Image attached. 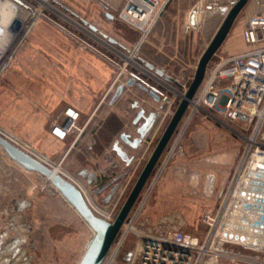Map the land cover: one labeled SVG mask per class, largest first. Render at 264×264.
<instances>
[{"label": "rangeland", "instance_id": "rangeland-1", "mask_svg": "<svg viewBox=\"0 0 264 264\" xmlns=\"http://www.w3.org/2000/svg\"><path fill=\"white\" fill-rule=\"evenodd\" d=\"M25 1L32 8V12H35L34 14L38 13L39 18L45 21L42 32L44 37H37L33 33L31 35L29 33L21 44L19 38H15L11 43L12 47L17 46L18 43L20 47H25L18 49L19 52L17 51L12 61L14 64H20L22 71L19 72H24L27 76L39 73L46 75L47 70L40 69L41 62L45 64L47 62L53 63L55 68H62L68 78V86H55L52 91L57 93L61 89L68 90L70 94H75L78 97L76 100L81 99L80 103L86 113L90 114L94 110L91 122L76 139L75 144L63 161L60 162L61 158L57 157V153L48 155L56 164L54 167H59L61 171L76 179L82 185L89 200L93 205L99 207L100 209L97 210L109 217L111 222L132 188L139 171L143 168V163L137 165L136 161L131 174L119 183L113 195L108 198L107 203H103L100 200L101 198L96 196L95 191L99 186L94 182L86 181L79 172L84 166L91 164L85 152V147L90 139L94 138L98 143L97 138L99 137L102 141V146L94 145L93 151L91 150L94 152L93 154H100L105 148L108 150L120 127H124L130 117V112L128 113L129 97L127 95L122 97L114 106H110V99L116 84L125 80L128 74L127 69L135 67L132 63H129L127 69L123 71L117 83L114 84L117 74L126 62L119 54L125 57L131 56L130 58L134 62H140L138 57L148 60L157 66L163 67L175 79L182 83L188 82L189 85L199 58L221 24L224 15L217 11L212 13L208 11L199 19L196 14L195 26L189 23L188 16V19L179 24L180 28L178 29L177 27H171L173 23H171L170 18H167L168 21L164 22L160 21L161 17L159 16L144 26L143 29L148 30L147 38L141 43L137 41H140L144 35L143 30L138 27L137 22L133 23L128 18L119 17L121 10L117 15L119 20L116 23L122 27V30L131 31L132 33V35L123 33V37H120V40L118 39L123 45H126L122 48L109 43L106 38L101 37L97 32L91 31L67 11L53 5L51 0H44V3L43 0ZM198 3L199 0H195L192 6L186 8L185 14L188 13L189 15ZM252 7V0H248L237 15L224 42L217 50L218 55H228L227 47L232 40L233 31L240 26L246 11ZM166 8L170 11V6H166ZM189 9L190 11H188ZM20 13L21 11L17 13V18L24 21V25H29L31 21L27 18L24 19ZM61 13L70 17L71 20H66ZM214 14H218L214 21L207 19V17ZM41 15L51 17L55 22L51 23L50 20ZM37 24H40L39 21L34 26L36 27ZM47 24L52 26L48 28L50 31L44 30L47 28ZM120 34L122 35V32ZM175 36L179 37L174 38ZM96 38H99L101 42ZM0 39L3 40L4 37ZM11 39L8 38V42ZM103 42L119 53H116L115 50H112ZM232 47H236V45H232ZM14 64L11 71L16 75L18 73L13 67ZM65 67L67 68L65 69ZM179 88L180 86L176 82L162 86V90L168 97L167 102L171 105L167 109V120L170 119L181 100L179 97L175 98V92L179 91ZM184 116L128 214L131 216L135 209L146 210L145 212L143 210L136 218L135 225L137 226H140V223L142 224L144 217L150 212V209H146V207L156 189V183L168 177V172L171 171L170 167L182 160L177 154L182 151H185V154L193 153L190 148L185 150L186 145L184 144L186 138H188L187 131H189V128L195 126V124H214L202 113L193 115L186 124ZM76 136V131L71 133L68 139L62 143L63 149L66 148L65 146H70ZM239 141L241 142V153L243 143L241 140ZM145 149L146 147L142 149L145 151L142 155L143 158L140 160L142 162L147 156ZM196 157L192 154L190 156L185 155V158L189 161H193ZM101 161L98 163L102 167H106L107 161L104 158ZM91 166L95 167V165H90L91 169H93ZM136 169L137 171L134 173ZM164 210H168L165 211L167 214L174 209ZM201 219L200 225H202ZM124 222L127 223L128 219ZM123 229L122 225L105 259L109 258ZM199 231L198 234H202L205 232V227L202 225ZM92 236V230L50 184L49 180L36 172L24 170L12 161L0 147V264H77ZM136 243L137 238L132 234H128L111 264H130L131 252L134 250ZM228 248L248 258L264 260V252H254L239 245L228 246ZM218 264H235V262L221 260Z\"/></svg>", "mask_w": 264, "mask_h": 264}, {"label": "built area", "instance_id": "built-area-1", "mask_svg": "<svg viewBox=\"0 0 264 264\" xmlns=\"http://www.w3.org/2000/svg\"><path fill=\"white\" fill-rule=\"evenodd\" d=\"M236 1L199 0L197 16L200 19L208 11L221 7L229 9ZM143 2L152 6V14L149 16L148 8L143 6ZM15 6V20L19 22V27L8 44L2 49L0 47V76L12 58L10 44L15 38H19L21 43L33 24L31 21L29 25H24V21L17 18L20 8ZM156 7L153 0H127L119 17L137 22L138 27L143 30L158 15V10L154 13ZM130 11L139 16L134 18ZM146 16L147 20L143 24L142 17ZM241 35L248 48L228 55H218L216 51L184 114L186 124L193 115L202 113L231 131L243 143V151L230 174L217 208L206 212L202 217L204 234L199 237L185 233L175 226L161 231L143 228V223L137 226L135 221L142 209H135L131 216H127L128 222L123 223L124 229L103 264L112 263L128 234L137 238L130 264H218L221 260L235 264H264V260L248 258L228 248L239 245L254 252H264V163L255 162L253 158L257 152L264 153V10H257L247 19ZM174 81L180 86L179 91L175 92V98H182L189 86L188 82L182 83L175 78ZM78 120L79 111L67 107L63 111V119L49 128L45 135L47 142L40 149L13 137L3 129H0V135L71 182L80 190L94 214L110 221L109 217L97 210L100 208L93 205L76 179L59 167L54 170L56 164L48 155L57 153V157L61 158L60 162L65 159L88 122L79 126ZM74 131L77 135L74 141L63 149L62 143ZM246 204L250 207H245Z\"/></svg>", "mask_w": 264, "mask_h": 264}, {"label": "crops", "instance_id": "crops-1", "mask_svg": "<svg viewBox=\"0 0 264 264\" xmlns=\"http://www.w3.org/2000/svg\"><path fill=\"white\" fill-rule=\"evenodd\" d=\"M6 1L14 6L17 5L24 19L27 18L29 21H33L31 29L26 33L24 38L28 36L29 33L30 35L33 33V35L37 37H44L42 32L45 21L39 18L40 15L38 13L34 14L35 12H32V8L28 6L25 0ZM126 1L127 0H51V3L67 11L85 26L87 25L83 23V20H86L89 24L98 29V32H93H97L101 35L99 33V31H101L108 37L115 39L117 44L114 45L126 47V45H123V43L119 41V38L123 37V33H127L128 35H132V33L131 31L127 32L124 31V29L122 30V27L116 23L119 20L117 15L124 8ZM153 1L157 4L154 13L157 10L159 11L156 18L160 16V21L164 22L168 21L167 18H170L171 23H173L171 27H177L178 29L180 28L179 24L183 20L188 19V13L185 14L186 8L192 6L195 0ZM252 5L253 7L246 11L240 26L236 27L233 31L232 40L228 43L227 47L228 54L239 53L248 48L241 35L242 29L251 15L259 9L264 10V0H252ZM166 6H170V11L166 10ZM188 11H190V9ZM61 15L66 20H71L67 15L62 13ZM41 16L46 17L51 23L55 22L51 17L45 15ZM217 17L218 14H214L207 17V19L214 21ZM37 21H39L40 24H37L35 27L34 25ZM34 27L35 29H33ZM51 27L52 26L47 24L46 29ZM46 29L44 30L50 31ZM53 32L55 31L53 30ZM121 32L122 35L120 34ZM145 32H148V30ZM1 33L0 37H4L5 27L2 28ZM146 36L147 33L143 37L142 42L147 38ZM178 37L179 36H175L174 38ZM20 44L13 47L10 44L9 50L13 52L12 58L0 76V110L2 111L0 114V129L40 149L44 148L47 142L45 135L48 133L49 128L63 119V111L67 107H72L79 111L78 124L82 126L88 121L86 127L93 118L94 110L90 114L86 113L85 109L82 107L83 105L80 103L81 99L76 100L78 97L75 94H70L68 90L65 91V89H61L62 91L58 90L57 93L56 91H52L55 86L67 87V83H69L62 68H55L53 63L50 64L47 62L45 64L41 62L40 69L47 70L46 75L39 73L33 76H27L26 73L19 72L22 71L20 64H14L12 59L18 49L23 47H20ZM174 44L176 43L174 42ZM232 45H236V47H232ZM13 64V67H15L14 69L17 71L16 73H18L16 75L11 71ZM66 68L67 67H65V69ZM213 123L214 124L203 123L204 125L195 124V126L189 128V131H187L188 138H186L184 144L186 145L185 150H189L190 148L193 153L186 154L188 156L191 154L193 156L196 155L197 157L193 161H189L185 158V151L177 154L182 160L170 167L171 171L168 172V177L156 183V189L146 207V209H150V212L143 219V228L149 227L156 231H161L167 227L175 226L185 233L197 235L199 237L204 234V232L200 235L198 234L202 225L205 227L201 218L206 212L216 208L230 174L238 161L241 146L240 139L231 131L215 122ZM97 139L99 141L98 143L96 139L93 138L90 139L89 143H87L88 145L85 147L86 155L90 159V165H95L103 160L105 153H110V147L115 140L114 138L111 141L108 149L109 151L105 148L100 154H89L88 151L94 149V145H98V147L102 146V141H100L99 137ZM128 152L139 155L138 160H141L143 158L142 155L145 153L144 150L141 151V147L129 149ZM90 165L86 167L91 169ZM119 165L123 168L122 163H119ZM91 167L94 168V166ZM94 184L99 186L102 182L98 180L95 181ZM95 193L98 198H101L100 200L103 203H107L109 190H97ZM164 209L174 210L166 214L165 211L168 210ZM143 210L144 212L146 211L145 209H142V211ZM200 219L202 225H200Z\"/></svg>", "mask_w": 264, "mask_h": 264}, {"label": "water", "instance_id": "water-1", "mask_svg": "<svg viewBox=\"0 0 264 264\" xmlns=\"http://www.w3.org/2000/svg\"><path fill=\"white\" fill-rule=\"evenodd\" d=\"M247 1L248 0H237L229 9H227V7H221L217 10H212L210 12L212 13L217 11L220 14L224 15V18L219 27L217 28L215 34L211 38L209 44L200 56L194 72V76L186 92L179 101L176 109L170 117V120L165 130L160 136L158 142L156 143L148 160L146 161L141 172L136 178L132 188L130 189L128 195L126 196L122 206L120 207L113 221H107L94 214V212L87 205L82 193L77 187H75L71 182L64 179L55 171H53L52 169H50L49 167H47L28 153L24 152L23 150H21L20 148H18L13 143H11L0 135V147L4 150L7 156L12 161L20 165L23 169L31 172H36L45 177L47 180H49L50 184L74 208L77 214L92 230L93 236L87 244L77 264H102L111 245L113 244L116 236L122 228L124 221L126 220L134 204L136 203V200L138 199L143 187L145 186L150 175L152 174L168 142L176 131L177 126L182 120L187 110L189 100L193 98L200 84L202 83L210 59L224 42L237 15L246 5ZM132 4H130V6H134ZM196 14L197 6H195L189 14L188 20L192 26H195ZM83 23L86 24L88 28L92 31L98 32V29L93 25L89 24L86 20H83ZM99 33L103 38H106L109 43H117L115 39L108 37L105 33H102L101 31H99ZM148 66L152 67L150 64H148ZM157 73L162 74L161 71H157ZM165 78L171 81L170 77L166 76ZM120 88L121 87L118 88V91L116 92L112 100L116 98L120 91ZM147 131L148 126L144 123L137 128V137L133 138L132 140H129L128 135L124 133H122L120 137L122 141H124L126 144L135 149L140 146V144L144 141V137ZM113 149L115 150L116 155L120 158L122 162H124L126 165L130 163L131 159L128 157L126 152L123 151L122 148L117 145V143L113 146ZM245 207L249 208L250 206L246 204Z\"/></svg>", "mask_w": 264, "mask_h": 264}, {"label": "flooded vegetation", "instance_id": "flooded-vegetation-1", "mask_svg": "<svg viewBox=\"0 0 264 264\" xmlns=\"http://www.w3.org/2000/svg\"><path fill=\"white\" fill-rule=\"evenodd\" d=\"M138 59L140 62H134L135 64L132 63L135 66L132 67V69H127V65L130 62H125L122 66V70L119 71L114 81V84H116L123 71L126 69L128 70L125 80L116 84L110 99V106H114L122 97H126L127 95L129 97L128 113L130 112V117L127 124H125L124 127H120L117 132V136L110 147V153H105L104 159L107 161V166L102 167L97 163L92 170L84 166L79 172L88 182L100 180L102 184L99 185L96 191L107 189L109 190V197L113 195L119 183L131 174L139 156L128 152L129 149L133 148L122 141L120 137L121 134L124 133L128 135V139L132 140L137 137L136 130L138 127L144 123L148 126V131L145 134L143 143L137 147H141V151L146 147V158L143 162L140 160L137 161V165L143 163L144 166L170 120H167L166 113L168 107L171 105L167 102L168 97L162 90V86H167L168 83H174V77L163 67L157 66L141 57H138ZM148 64L152 67L148 66ZM157 71H161L162 74L157 73ZM166 76L170 77L171 81L167 80L165 78ZM119 87L121 88L118 95L112 100ZM116 143L131 159L129 164L126 165L116 155L113 149ZM88 153L93 154L91 150L88 151ZM119 163H122L123 168L120 167ZM136 171L137 169L134 170V173Z\"/></svg>", "mask_w": 264, "mask_h": 264}, {"label": "bare ground", "instance_id": "bare-ground-1", "mask_svg": "<svg viewBox=\"0 0 264 264\" xmlns=\"http://www.w3.org/2000/svg\"><path fill=\"white\" fill-rule=\"evenodd\" d=\"M135 1V0H134ZM43 3H44V0H43ZM143 6L144 7H146V8H148V16L150 15V14H152L151 13V10H152V6H150L148 3H146V2H143ZM16 10L17 9H15V6L13 5V4H11L10 2H8V1H6V0H0V33L2 32V28H4L5 27V33H4V39H3V37H2V39L3 40H1L0 39V47H1V49L3 48V47H5L6 46V44L8 43V38H12L13 37V35H14V33H15V31L17 30V28L19 27V22L18 21H16L15 20V18H16ZM130 13L133 15V17L135 18V17H138L139 15L138 14H136L135 12L133 13L132 11H130ZM148 16H146V17H142V20H143V24L146 22V20H147V17ZM11 19H10V18ZM151 21V20H150ZM8 22H9V24H8ZM72 22V21H71ZM72 23H74V22H72ZM8 24V25H7ZM75 25H77L78 27H81V26H79L78 24H76V23H74ZM140 25V24H139ZM82 28V27H81ZM145 31H147V29L146 30H144L143 29V32H144V35L142 36V38H141V41H142V39H143V37L146 35V33L147 32H145ZM2 34V33H1ZM89 34H91L90 32H89ZM92 35V34H91ZM1 38V37H0ZM97 40H99L100 42H101V40L99 39V38H96ZM140 41V42H141ZM103 43H105V42H103ZM106 44V43H105ZM107 45V44H106ZM109 48H111L109 45H107ZM112 50H115V49H113V48H111ZM115 52L116 53H119V52H117V50H115ZM119 55H121L122 57H123V59H125L127 62H130V63H134V61L132 60V58H130L131 56H129V57H125L124 55H122V54H119ZM135 64V63H134ZM253 158H254V160H255V162H259V163H261V162H263L264 163V153H261V152H257V153H255L254 155H253ZM25 170V169H24ZM54 170H58V168L57 167H54ZM238 240H240V241H245V239H242V238H238Z\"/></svg>", "mask_w": 264, "mask_h": 264}]
</instances>
